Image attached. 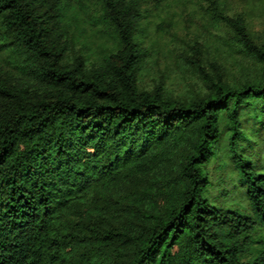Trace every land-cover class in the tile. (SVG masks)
<instances>
[{
  "label": "trees",
  "instance_id": "1",
  "mask_svg": "<svg viewBox=\"0 0 264 264\" xmlns=\"http://www.w3.org/2000/svg\"><path fill=\"white\" fill-rule=\"evenodd\" d=\"M200 1L248 64L230 78L195 41L204 88L182 95L142 83L147 0H96L95 60L72 0H0V264H264V160L237 151L264 125V42L246 11ZM223 143L252 213L208 198Z\"/></svg>",
  "mask_w": 264,
  "mask_h": 264
},
{
  "label": "rangeland",
  "instance_id": "2",
  "mask_svg": "<svg viewBox=\"0 0 264 264\" xmlns=\"http://www.w3.org/2000/svg\"><path fill=\"white\" fill-rule=\"evenodd\" d=\"M234 11H246L257 40L264 42V0H227ZM72 3L81 10L79 14L81 25L72 30L77 33V45L84 52L96 59L101 55L98 44L105 39L98 38L95 33L99 27L93 25L97 15L96 0H72ZM203 2L200 0H147L145 8L148 21H151L150 38L146 39L147 46H154L150 62L142 72V83L152 85L157 80L164 79L166 87L175 94L189 95L191 92L202 90L203 82L199 73L193 68V50L191 46L198 41L199 44L210 48L211 58L216 56L217 49L225 57L219 58L229 71V76H241L244 70L241 63L248 64L243 53L233 51L228 54V46L223 45L221 35L225 27L217 28L205 15ZM110 45L109 42H105ZM104 43V44H105ZM153 43V45H152ZM156 46V47H155ZM187 50L190 58L182 54ZM209 72H214L211 64L206 65ZM258 116H262L259 112ZM246 139L242 141L238 152L255 162L264 160V125L255 124L254 119L247 121ZM233 152L223 143L220 147L219 158L213 159L207 165L210 177L208 189L209 200L224 208H238L243 212L252 213L249 200L245 195V187L241 185L238 171L235 167Z\"/></svg>",
  "mask_w": 264,
  "mask_h": 264
}]
</instances>
